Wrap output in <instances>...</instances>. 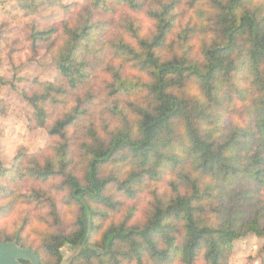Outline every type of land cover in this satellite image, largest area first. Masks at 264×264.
I'll list each match as a JSON object with an SVG mask.
<instances>
[{
    "label": "trees",
    "instance_id": "16d2710c",
    "mask_svg": "<svg viewBox=\"0 0 264 264\" xmlns=\"http://www.w3.org/2000/svg\"><path fill=\"white\" fill-rule=\"evenodd\" d=\"M31 42L57 76L20 95L29 129L56 143L0 160V243L40 264L64 246L79 250L71 264H229L236 240L264 236V0H84ZM56 179L60 199L22 190ZM142 198L136 220L124 207Z\"/></svg>",
    "mask_w": 264,
    "mask_h": 264
},
{
    "label": "rangeland",
    "instance_id": "374dc122",
    "mask_svg": "<svg viewBox=\"0 0 264 264\" xmlns=\"http://www.w3.org/2000/svg\"><path fill=\"white\" fill-rule=\"evenodd\" d=\"M83 1L0 0V160L5 168L11 167L20 149L27 154L46 157L51 153L50 146L56 143V139L50 138L44 129H29L27 113L31 109L20 95L31 86L33 80L52 82L57 76L56 66L45 47L33 48L31 31L32 28H47L71 18ZM69 5H74L72 12L66 9ZM148 26L149 23L145 20L144 29ZM32 187H48L57 199L67 194L66 186L60 179L48 185L27 182L22 190L29 192ZM132 206L136 207L135 219L138 220L148 209L149 202L146 198L134 203L126 202L124 211ZM124 211L112 216L106 226L110 222L124 220ZM22 216V213L16 212L1 227L8 232L16 231ZM75 218V210L64 208L60 220L65 229H70ZM30 225L32 230L26 229L28 240L37 243L36 232L39 228L33 223ZM26 232L23 236H26ZM89 246L95 248L93 245ZM68 253H72L68 259L71 264L77 256V250L68 249ZM229 264H264V236L249 234L236 240Z\"/></svg>",
    "mask_w": 264,
    "mask_h": 264
},
{
    "label": "water",
    "instance_id": "95a60500",
    "mask_svg": "<svg viewBox=\"0 0 264 264\" xmlns=\"http://www.w3.org/2000/svg\"><path fill=\"white\" fill-rule=\"evenodd\" d=\"M68 246L62 247L60 249V254L62 256V261L60 264H69L68 259L72 253H68ZM89 249L96 250L89 246ZM74 251L77 249H73ZM79 250H77L78 254ZM21 261H26L29 264H40L37 255L29 250L24 249L16 240L12 242L0 243V264H22Z\"/></svg>",
    "mask_w": 264,
    "mask_h": 264
}]
</instances>
